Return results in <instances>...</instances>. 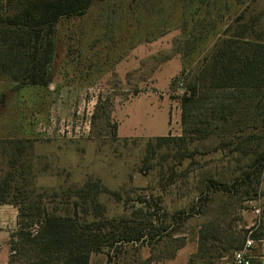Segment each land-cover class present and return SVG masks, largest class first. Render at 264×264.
Returning a JSON list of instances; mask_svg holds the SVG:
<instances>
[{
  "label": "rangeland",
  "instance_id": "1",
  "mask_svg": "<svg viewBox=\"0 0 264 264\" xmlns=\"http://www.w3.org/2000/svg\"><path fill=\"white\" fill-rule=\"evenodd\" d=\"M236 18L264 37V0L93 1L84 14L50 26L54 51L46 85L24 81L30 62L18 67L12 55L25 51L0 22V182L9 185L6 200L40 203L50 212L55 205L73 207L82 200L74 192L98 182L102 191L89 195L95 193L104 216L125 215L126 224L143 233L153 227L156 236L114 243L91 253L90 264H232L233 250L246 237L264 238V212L256 216L250 208V201L264 206V162L258 183L251 165L252 153L264 151V100L255 116L242 103L225 125L201 116L202 133L193 135L190 124L183 141L152 139L149 146L148 140L182 135L186 81ZM182 71L188 79L172 84ZM252 130L262 136L247 139ZM241 171L252 172V179L237 178ZM209 176L237 180L235 189L224 192ZM7 205L18 216L17 205L0 208ZM20 228L17 217L10 256L14 264H29L34 255L16 235ZM24 230L34 234L38 225ZM231 237L236 248L219 255Z\"/></svg>",
  "mask_w": 264,
  "mask_h": 264
},
{
  "label": "trees",
  "instance_id": "2",
  "mask_svg": "<svg viewBox=\"0 0 264 264\" xmlns=\"http://www.w3.org/2000/svg\"><path fill=\"white\" fill-rule=\"evenodd\" d=\"M93 1L102 0L4 1L3 7L0 8L4 14L0 19L4 25L2 30L5 33L10 29L9 37L14 38L16 45L25 51L21 53L23 55L14 53L12 57L18 67H21L23 60L30 62L23 78L25 82L37 85L48 83L49 65L54 51L50 26L61 18L84 14ZM237 19L234 20L236 24L232 23L224 30L223 37L215 44L211 54L202 60L191 78L188 79L185 71H182L172 82L178 83L180 78L188 79L185 84L186 91L181 98L182 135L156 136L148 140L149 146L152 139L163 145L170 141H183L190 124L194 127L193 135L202 133L203 129L199 126L201 116L214 117L218 125H225L234 113H238L242 103H245L244 106L252 115L256 113L258 102L264 100V37L262 31L255 28L254 24L237 23ZM229 31L231 32L228 33ZM6 45L8 50L13 51L12 42H6ZM252 131L247 135V139L257 140L262 136L259 132ZM252 154H255V158L251 165L256 166L255 182L258 183L263 168L264 151ZM233 173L234 170L231 171V174ZM237 178L243 181L251 180L252 172L241 171ZM208 179L214 186L222 185L221 190L224 192L233 191L236 186L234 181H237L228 183L215 180L211 176ZM8 188L7 182H0V205L8 203L18 207V225L21 228L16 235L25 239L28 250L34 255L29 264H88L91 253H100L105 248L112 247L114 243H129L145 235L149 242L156 236L153 227H149L151 223L148 220H145L148 223L145 224L146 228L149 227L148 232L143 233L138 226L126 224L131 221L125 215L117 218L104 216L103 207L96 201L95 193L89 195L91 189L102 191L98 182H87L75 191V196L82 200H74L73 207L69 205L59 208V205H55L50 212L40 206V203L35 206L29 201H7L5 193ZM88 196L89 200L86 198ZM140 202L145 203L143 200ZM82 203L85 206L78 212L77 208ZM147 207L143 206L139 210L140 214ZM60 209L61 211H58ZM88 215H92V219L88 220ZM34 225H38L34 234L25 232V228H32ZM167 229L168 226H163L161 230L164 232ZM233 243L235 239L232 237L224 242L219 255L236 248ZM201 250L200 243L199 251L202 252Z\"/></svg>",
  "mask_w": 264,
  "mask_h": 264
},
{
  "label": "crops",
  "instance_id": "3",
  "mask_svg": "<svg viewBox=\"0 0 264 264\" xmlns=\"http://www.w3.org/2000/svg\"><path fill=\"white\" fill-rule=\"evenodd\" d=\"M147 92L148 91H146V93ZM118 135L125 137L121 134ZM9 207L10 206L7 205L6 207L0 208V264L16 263V260L12 259V257L10 256L9 240H11L12 233H14L15 228L17 227L18 216H17V210L11 209ZM257 239H262V242L256 243V245L254 246V254L256 255V260L258 259L262 260V262L264 263V238H257ZM241 244H243V242ZM90 260H91V255L89 257L88 264H90Z\"/></svg>",
  "mask_w": 264,
  "mask_h": 264
},
{
  "label": "built area",
  "instance_id": "4",
  "mask_svg": "<svg viewBox=\"0 0 264 264\" xmlns=\"http://www.w3.org/2000/svg\"><path fill=\"white\" fill-rule=\"evenodd\" d=\"M250 208L256 216H260L264 212V206L253 201H250ZM256 242H262V239H253L250 236L246 237L241 247L233 251L232 264H253L254 262L256 264H264L262 260H256V255L254 254ZM11 252L13 253L14 250Z\"/></svg>",
  "mask_w": 264,
  "mask_h": 264
}]
</instances>
